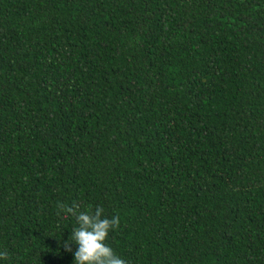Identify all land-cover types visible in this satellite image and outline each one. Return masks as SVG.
Here are the masks:
<instances>
[{"label":"trees","instance_id":"obj_1","mask_svg":"<svg viewBox=\"0 0 264 264\" xmlns=\"http://www.w3.org/2000/svg\"><path fill=\"white\" fill-rule=\"evenodd\" d=\"M73 202L126 264H264V0H0V264H74Z\"/></svg>","mask_w":264,"mask_h":264},{"label":"clouds","instance_id":"obj_2","mask_svg":"<svg viewBox=\"0 0 264 264\" xmlns=\"http://www.w3.org/2000/svg\"><path fill=\"white\" fill-rule=\"evenodd\" d=\"M61 214L65 219L74 217L76 221V226L64 242L67 251H72V243L78 246L74 252V264H126V261L106 243L109 232L120 226L119 215L108 217L104 208L99 205L94 209L89 206L82 211L77 202L71 205L57 203V215ZM7 258L8 253L0 251V259Z\"/></svg>","mask_w":264,"mask_h":264}]
</instances>
